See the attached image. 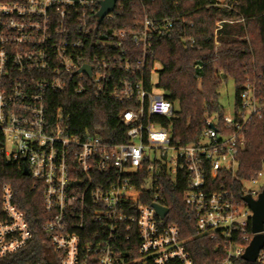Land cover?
<instances>
[{"label":"built area","instance_id":"1","mask_svg":"<svg viewBox=\"0 0 264 264\" xmlns=\"http://www.w3.org/2000/svg\"><path fill=\"white\" fill-rule=\"evenodd\" d=\"M102 1L0 0L2 152L6 160L25 163L48 217L42 230L50 254L32 264H195L162 203L163 181L177 182L180 175L186 179L183 204L198 235L224 248L214 264H238L254 238L248 232L253 213L243 198L257 200L262 192L245 184L254 185L260 172L242 182L241 200L224 182L239 169L245 128L255 119L264 122V76H247L233 115L208 117L198 142L173 144L170 129L154 122L175 115L156 93L158 69L146 84L133 76L126 56L129 36L147 53L155 23L144 19L137 31L108 36L101 24L113 19L118 4L99 24ZM165 23L169 32L172 24ZM68 92L133 103L121 116L127 142L75 132L61 108L53 116V104ZM14 196L4 185L0 264L24 259L33 239ZM155 205L169 210L165 218ZM255 264H264V249Z\"/></svg>","mask_w":264,"mask_h":264},{"label":"trees","instance_id":"2","mask_svg":"<svg viewBox=\"0 0 264 264\" xmlns=\"http://www.w3.org/2000/svg\"><path fill=\"white\" fill-rule=\"evenodd\" d=\"M119 0L111 21L101 28L111 36L115 31H137L144 19L155 23L150 48L145 54L126 41V56L134 65V77L148 84L150 72L156 64L157 88L174 108L172 118H154L171 131L173 144L184 146L196 143L206 130V120L224 115L219 90L228 79L235 81L236 105L239 92L247 76L257 72L264 76V0ZM166 21L172 24L168 32ZM221 22V30L215 32ZM160 31V32H159ZM143 61L142 67L135 66ZM61 108L64 118L70 119L75 132H89L112 144L127 142V127L122 114L134 108L133 103L76 96L68 92L53 104L52 114ZM246 143L238 155L235 177L225 176V185L242 199V182L264 171V122L253 120L246 128ZM0 136V219L1 196L4 185L11 187L14 202L24 212L33 233L24 259L17 264L41 263L50 254V245L42 230L47 215L42 193L33 188L31 178L24 176L25 163L6 160ZM162 202L170 209L168 221L180 230L181 239L195 264H214L224 257V248L215 241L198 235L193 220L183 204L186 179L163 181ZM251 234V227L248 228ZM238 264H250L239 260Z\"/></svg>","mask_w":264,"mask_h":264},{"label":"water","instance_id":"3","mask_svg":"<svg viewBox=\"0 0 264 264\" xmlns=\"http://www.w3.org/2000/svg\"><path fill=\"white\" fill-rule=\"evenodd\" d=\"M118 2L119 0H103L101 2V9L98 12L99 24L102 23L107 15L114 12ZM86 70L89 72L88 69ZM24 176H29L26 167L24 168ZM243 201L247 203L253 213L251 218V231L254 234V238L247 247L244 253L245 255L242 256V260L250 264H255L260 252L264 249V189L257 200H253L251 196H246L243 198ZM154 208L157 214L162 218H165L169 211L167 208L159 205H155Z\"/></svg>","mask_w":264,"mask_h":264},{"label":"rangeland","instance_id":"4","mask_svg":"<svg viewBox=\"0 0 264 264\" xmlns=\"http://www.w3.org/2000/svg\"><path fill=\"white\" fill-rule=\"evenodd\" d=\"M220 2V5H225L227 2L226 0H218ZM221 22H218L216 24V31L221 30L222 26H221ZM156 70L160 68V65L156 64L155 65ZM157 74H154L153 76V82L154 84L157 83ZM235 81H233L232 79H228L227 82L225 84H223V86L220 88L219 90V94H220V104H222V107L224 109V114L231 116L234 113V108H235V102H236V86H235ZM157 94H162L163 92L161 90H157L156 91ZM8 152H11L12 149L11 147L7 148ZM169 152V156H170ZM247 189L250 190H256V191H262L264 188V171L260 172V176L257 177V179L255 180L254 185L252 183H246L245 184Z\"/></svg>","mask_w":264,"mask_h":264}]
</instances>
